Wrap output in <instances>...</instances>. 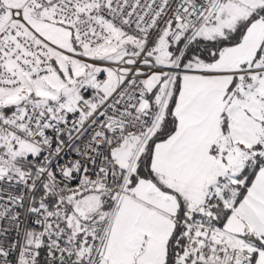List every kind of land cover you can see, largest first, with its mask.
<instances>
[{"label":"snow or ice","instance_id":"obj_1","mask_svg":"<svg viewBox=\"0 0 264 264\" xmlns=\"http://www.w3.org/2000/svg\"><path fill=\"white\" fill-rule=\"evenodd\" d=\"M0 264H264V0H0Z\"/></svg>","mask_w":264,"mask_h":264}]
</instances>
